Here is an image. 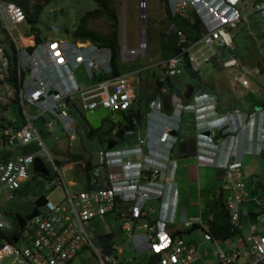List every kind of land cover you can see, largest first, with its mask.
Segmentation results:
<instances>
[{"label":"built area","instance_id":"1","mask_svg":"<svg viewBox=\"0 0 264 264\" xmlns=\"http://www.w3.org/2000/svg\"><path fill=\"white\" fill-rule=\"evenodd\" d=\"M162 1L171 15L178 13L187 17L183 10L189 6L190 22L195 31L189 37L175 23H170L169 30L177 35L176 48L155 62L167 77L181 73L186 64L197 70L202 63L219 54L222 46L231 43L229 29L252 13L259 16V26L264 30V0ZM137 6L142 10L145 1L139 0ZM139 17L142 19L145 14ZM25 18V10L18 1L0 0V25L10 40L8 47L0 43V200L12 199L15 192L20 193L18 189L31 176L28 169L32 168L34 157L41 158L43 152L52 169V177L43 174L48 179L46 185L61 187L64 195L60 202H53L44 195L45 200L36 206V213L26 219L32 229L25 227L26 221L20 227L14 217L12 220L4 218V208L3 213L0 212V259L11 256L8 264H68L80 248L91 246L104 263L107 256L97 252L83 222L109 211L126 218L121 228L129 234L136 254L148 250L155 256L148 264H196L203 260V255L210 256L199 243L184 239L179 233L183 227L201 224L200 218L181 214L178 217L180 226L172 216L178 192L173 179L176 163L171 157V147L176 136L172 131L179 128L180 114L185 110L194 115L197 163L220 168L221 188L227 191L223 203L229 233L214 236L205 227L202 240L213 245L216 264H264V232L257 231L256 223L250 222L242 233L239 221L240 215L245 213L264 226V201L254 198V211L240 209L241 202L247 199V191L237 151L236 125L231 122L237 108L225 110L218 116L214 96L192 93L193 103H189L175 87L168 86L147 98L138 117L137 110H131L136 84L126 72L111 73L108 47L88 40L47 38L35 41L29 32L16 36L12 29ZM25 36H29L28 42L20 40ZM145 48V37L138 40L134 48L121 42L119 56L130 60L144 54ZM80 64L84 72L92 76L85 85L74 76V68ZM164 94L168 97L167 110L162 107ZM10 103L17 105L21 117L18 123L7 116ZM70 105L83 113L103 107L113 115V110L120 109L128 126L113 127L111 131L114 137L117 129L134 131L135 147L124 144L118 150L119 156L126 158L124 165L131 166L135 161L137 167L126 171L122 165L116 174L93 172L87 174L82 187L69 189L61 166L42 142L35 120L40 117L46 128L54 120L58 121L63 132L73 135L75 127L69 113ZM259 113L263 128V110H250L247 119L252 121ZM44 114L50 117L45 118ZM217 135H222V139ZM31 141L38 146L34 151L27 148ZM258 143V151L264 149L262 134ZM19 148L25 150L19 151ZM217 150L222 154L219 159L214 157ZM97 154L99 162L104 164L103 151L98 150ZM32 171L38 172L33 168ZM152 200L155 202L150 203ZM28 203L26 212L33 206L32 199ZM19 239L25 241L23 246L17 245ZM120 250L118 247L116 251Z\"/></svg>","mask_w":264,"mask_h":264},{"label":"rangeland","instance_id":"2","mask_svg":"<svg viewBox=\"0 0 264 264\" xmlns=\"http://www.w3.org/2000/svg\"><path fill=\"white\" fill-rule=\"evenodd\" d=\"M138 1L111 0L117 21L119 48L121 42L128 48H134L142 37H145L146 40L144 54H138L134 59L130 60L122 59L120 56L117 59L119 71L126 72L132 77L134 83L137 80L136 93L138 96L133 101L135 108L137 107L141 111L144 110L145 101L153 95L157 86L156 79L161 80L158 85L159 89H167L168 86H172L182 92L186 83L194 84L199 81L197 87L193 85L194 90L192 93L202 94L216 90L219 92L221 99H227L224 104L228 103L229 105L235 101V105L239 106L255 99L256 101H261L264 107V30L259 26V16L257 14L248 15L245 21H241L236 27L230 28L229 32L232 40L230 45L222 46L220 53L211 57L206 63H202L195 70L196 74L192 75V77L189 76L185 68L178 75L167 77L155 63L159 58L172 53V51L165 50L162 39H165L168 35L164 33H167L172 22L182 29L186 35H190L188 32L195 34L193 28L191 29L193 25H189L192 19V12L187 6L183 10L184 13L188 14L187 17L178 13L171 15L170 12H168V15L165 10L166 5L162 0H143L145 1V7L139 10ZM31 2L40 3L41 10L31 24V29H29L30 24L28 22L18 24L12 29L16 36L18 33L24 34L29 30L35 32L38 29V34L42 37L49 36L50 38H62L66 41H71L72 38L69 32L78 21L80 15L86 10L96 7L94 0H32ZM32 6L31 4V8ZM143 13L145 17L140 19L139 15ZM87 25L102 33L110 31V23L102 15L88 17ZM140 30L144 32L140 33ZM175 40H177L176 34ZM0 43L4 47H8L10 43L1 25ZM162 52L166 54L162 55ZM231 57L233 59L228 61L227 59ZM74 74L82 85L90 81L88 76L85 75L81 64L74 68ZM242 75L244 78H241L243 77ZM237 92L238 94L244 93L246 96L242 95L239 98L238 95H235ZM192 99L193 97L191 96L188 98L189 103H193ZM33 111L35 110H30V112ZM70 114L75 127L73 135L63 132L61 125L55 120L48 128L43 125L40 117L35 120L42 142L50 156L61 166L63 179L68 184L69 189L82 187L86 182L87 174L93 172H98L100 175L107 173L116 174L120 172L122 165L126 171L137 167L135 161L132 162L131 166L124 165L126 158L125 156H119L118 150L124 144H129L131 148L135 147L133 142L136 137L133 130L130 132L124 131L117 137L113 145L107 146L105 137L112 133L110 127L114 123L109 119L110 117H103L98 129L93 134L87 135L86 130L89 124L84 117V113L72 109ZM108 115L110 116L109 113ZM7 116L13 118L16 123L21 120L15 103L9 104ZM193 116L192 112L185 110L181 112L179 128L176 131L177 140L193 134ZM49 117L48 115L45 116V118ZM27 148L29 151H34L38 146L34 141H31ZM174 148L175 146L173 150ZM22 150L24 151L25 149L19 148V151ZM98 150L103 151L104 164L98 160ZM137 157L139 158V156ZM175 157L177 162L175 179L179 188L174 221L182 226V223L178 221L179 213L182 210L185 211L184 215L186 217L206 213L204 212L206 210L205 197L208 199L216 186V169L212 165H203L196 168L193 157ZM40 159L48 169L49 177H52L50 162L44 152ZM241 161V168L245 177L244 187L248 191V199L245 202H241L240 209L253 208L256 206L254 198L264 201V149L258 154H251L249 159L245 157ZM28 170L31 176L25 181L26 189L23 192L20 191L19 194L15 192L12 199L2 198L0 200L5 208L3 217L6 219L12 220L14 210L17 208L21 209L27 204L28 200L34 199L38 194L45 195L53 202H60L64 195L61 187H47L48 179L43 174L32 171L31 166ZM251 176L255 177L257 181L252 180ZM70 181L73 182L69 183ZM258 183L260 184L258 185ZM125 219L121 214L115 215L109 211L84 221L85 228L91 233L94 247L101 256H107V259L104 263L101 262L91 246H83L68 264H145L146 257L143 256L144 253L135 255L130 238L123 233L120 224ZM239 221L241 222L243 233L246 232L249 222L256 223L257 231L264 232V226L253 217L248 219L245 216H241ZM25 227L32 229L29 220L26 221ZM186 228H182L181 237L199 243L200 247L205 248V252L208 250L211 253L209 257H207L208 255H203L205 261L201 260V263L213 262L215 260L214 247L208 241H200L201 227L194 226L188 230ZM24 244L25 241L21 239L17 242L18 246H23ZM118 247L122 249L120 254L116 251ZM126 258H130V260H126ZM10 259L11 256L3 257L0 259V264H8ZM138 260H141V262Z\"/></svg>","mask_w":264,"mask_h":264},{"label":"crops","instance_id":"3","mask_svg":"<svg viewBox=\"0 0 264 264\" xmlns=\"http://www.w3.org/2000/svg\"><path fill=\"white\" fill-rule=\"evenodd\" d=\"M17 1V0H16ZM25 1V3H26V6H27V11H31V4H32V0H24ZM22 5V4H21ZM22 7L24 8V10H25V14H26V8L22 5ZM25 22H28L30 25H29V29H31L32 27H31V23L27 20V16H26V18H25V20H24V22L23 23H25ZM189 25H191V22L189 23ZM193 28V30H194V27H192L191 26V29ZM38 30V29H37ZM30 34H32L33 35V39H34V33L35 32H31L30 30L28 31ZM194 33V32H193ZM188 34H190V35H187V36H193L194 34H192V33H189L188 32ZM192 34V35H191ZM41 36V35H40ZM49 39L50 37L49 36H44V37H42L41 36V39L40 40H46V39ZM52 39H55V38H52ZM56 39H60V40H65V39H62V38H56ZM77 40V39H76ZM66 41V40H65ZM83 41H87V40H80V42H83ZM89 41V40H88ZM232 41V40H231ZM101 56V54H98V56ZM119 58V50H118V54H117V59ZM135 58V57H134ZM133 58V59H134ZM232 58V57H231ZM233 59V58H232ZM110 64V63H109ZM117 68H118V66H117ZM110 70H111V73H112V69H111V66H110ZM118 72H120L119 71V69H118ZM118 72H116V73H118ZM85 73V72H84ZM85 75L86 76H88V79L91 81V75H88V74H86L85 73ZM74 76H75V74H74ZM131 77V76H130ZM132 78V77H131ZM243 78H244V76H243ZM75 79H76V77H75ZM77 80V79H76ZM246 81H247V79H245ZM78 81V80H77ZM89 81V82H90ZM137 81V80H136ZM136 81H135V84H136ZM156 81V80H155ZM134 83V82H133ZM155 87V86H154ZM157 87V86H156ZM155 87V88H156ZM159 88V87H158ZM194 88V87H193ZM155 90V89H154ZM160 90V89H159ZM166 90V89H165ZM193 90L194 89H192V91H191V93H190V95L192 94V92H193ZM165 92V91H164ZM163 91H162V93H164ZM181 94H182V92H180ZM207 96H214L215 98H216V109H217V111L219 112V114H218V116L222 113V112H224L225 110H230V109H233V108H237V114L236 115H234L233 116V118L231 119V122H232V124L234 125H236V131H235V133H237V135H238V146H237V151H238V156H239V160H240V164H241V160H243L245 157H247V159H249V157H250V155L251 154H258V153H260L263 149H260L259 151H258V148H259V143H258V141H259V139H260V136H261V134H262V140L264 141V126H263V128H262V124H261V118H262V116H261V114L259 113V114H256V116L252 119V121H249V119H247V115H248V112L250 111V110H252V109H261V110H263V112H264V107H263V105L261 104V101H258V103H255V99L251 102L250 100L249 101H247V104L245 103V105H243V104H240L239 106H237V105H235V101H233V102H231L229 105H228V103H225L224 104V102L225 101H227V99H221L220 97H219V92H217L216 90H211V92H209V91H207V92H204ZM135 98H134V100L136 99V97L138 96L137 95V93H136V85H135ZM206 95H204V96H206ZM235 95H238V97L240 98L242 95L243 96H246V95H244V93H242V94H238V92L237 93H235ZM237 97V98H238ZM238 98V99H239ZM133 100V101H134ZM240 100V99H239ZM70 108H69V113L71 112V110L72 109H76L77 110V108L76 107H73V106H69ZM131 110H138V112L140 113V115L139 116H141V113H142V111L141 110H139L137 107L135 108V106L133 105L132 106V108H131ZM109 113V112H108ZM108 113H107V115H105V116H107V117H110L109 119H111L114 123H112V126L110 127L111 129L113 128V127H117V128H120V127H122V129H123V127H125V126H128V123H125V124H123V123H121V122H119V120H113V115H111L110 113V116L108 115ZM264 114V113H263ZM45 116H47V114H44ZM71 115V114H70ZM105 116H103V117H105ZM112 116V117H111ZM138 116V117H139ZM102 117V118H103ZM126 118V117H125ZM142 119V121H143V118H141ZM141 119H140V125H142L141 124ZM57 123H59L58 121H57ZM139 125V128H140V130H141V126ZM193 129H194V122H193ZM195 130V129H194ZM111 131V130H110ZM119 131H120V129H117V131H116V135L117 136H115L114 137V135L112 136V135H107L106 137H105V139H106V141H107V144H108V142L110 141V140H112L113 141V144H114V142L116 141V139H117V137L119 136V135H121L122 133H119ZM177 131V130H176ZM175 131V133H173V134H175V136H176V140L174 141V143L172 144V147H171V157L175 160V163H176V165H175V168H174V177H173V179L175 180V182H176V186H177V181H176V179H175V175H176V171H175V169H176V167H177V162H176V157L175 156H180V157H193L194 158V161H195V166H196V168L198 167V166H203V165H212L215 169H216V171H215V179H216V186H215V188H217V189H219L220 188V190H221V192H222V195H221V197H222V201H223V197H224V195L226 194V190H224V189H222L221 188V180H220V173H221V170H220V168H218V167H216L215 165H213V164H202V163H197V159H196V151H195V141H194V132H193V134L192 135H188V136H186V137H184V138H180L179 140H177V132ZM86 134L87 135H91V134H88V130H86ZM112 136V137H111ZM109 137V138H108ZM217 137H219L220 139H222V135L220 136V135H217ZM114 139V140H113ZM112 144V145H113ZM175 146V148H174V150H173V147ZM221 156H222V154H221V152H220V150H217L216 151V153L214 154V157H216V158H221ZM203 158L205 159L206 157L205 156H203ZM241 171H242V168H241ZM242 175H243V172H242ZM244 177V176H243ZM252 178V180H254V181H257V180H255L256 178L255 177H253V176H251ZM244 179H245V177H244ZM195 182V181H194ZM260 183H258V185H259ZM254 188H255V186H253ZM177 188H179L178 186H177ZM214 188V189H215ZM247 191V190H246ZM252 191H253V188H252ZM19 194V193H18ZM247 195H248V191H247ZM210 198V197H209ZM251 198V197H250ZM207 198L205 197V200H206ZM248 199V198H247ZM260 200V199H259ZM246 200H244V202H245ZM249 201H251L250 199H249ZM150 203H154L155 202V200H152V201H149ZM255 202V201H254ZM28 203V202H27ZM176 205H177V200H176ZM176 205H175V207H174V210H173V212H172V216H173V219L175 218L174 217V213H175V209H176ZM205 211L204 212H206V213H204V214H199V215H194V216H198L199 218H200V220H201V224H194L193 226H190V227H194V226H200L201 227V233H202V229H204L205 227L207 228V226L209 225L208 223H210V221H211V219H212V212L209 210V209H207V203L205 202ZM223 206H224V203H223ZM28 208V207H27ZM249 208V207H248ZM245 208V209H241V210H249V209H253V210H249V211H254L255 210V208H256V206H254L253 208ZM224 209L226 210V208H225V206H224ZM27 210V209H26ZM14 211H18V210H14ZM14 213V212H13ZM115 215H119V214H117L115 211L113 212ZM185 213V211L184 210H182L180 213H179V215H181V214H184ZM104 214V213H103ZM103 214H100V215H103ZM241 216H245V217H247L248 219H250V218H252L253 216L251 215V216H249L248 214H245V213H243V214H241L240 215V217ZM179 217V216H178ZM240 217H239V219H240ZM254 218V217H253ZM91 219V218H90ZM226 222H227V224H226V226H227V228L226 229H224V230H222L221 231V233L219 234V235H214L213 233V235L214 236H224V235H226L227 233H229V230H228V226H229V224H228V217H227V210H226ZM250 223V222H249ZM120 226H121V224H120ZM248 226V225H247ZM247 228V227H246ZM208 230V229H207ZM241 232H242V225H241ZM123 233L126 235V236H128L129 238H130V236H129V234L126 232V231H124L123 230ZM243 233V232H242ZM188 240H191V239H188ZM191 241H193V240H191ZM200 241H204V240H202V236H201V240ZM193 242H195V241H193ZM208 242H210V241H208ZM130 243H131V239H130ZM196 243V242H195ZM211 243V242H210ZM131 246H132V244H131ZM200 246V245H199ZM120 249H121V247H119ZM201 248H203V247H201ZM81 249V248H80ZM203 249H205V248H203ZM132 250H133V252H134V249H133V247H132ZM79 251V250H78ZM77 251V252H78ZM76 252V253H77ZM98 252V251H97ZM122 252V249L120 250V252H118L119 254ZM75 253V254H76ZM96 253V252H95ZM99 253V252H98ZM135 253V252H134ZM142 253H144V255L143 256H145L146 257V260H145V264H148L155 256L154 255H152L148 250H146V251H143V252H140V253H135V255H138V254H142ZM74 254V255H75ZM97 254V253H96ZM210 256H211V254H210ZM207 257H209V256H207ZM125 259V258H124ZM71 260V259H70ZM69 260V261H70ZM126 260H130V258H126ZM203 260L205 261V258H203ZM101 261V260H100ZM138 261H140L141 262V260H138ZM201 261H199V262H197L196 264H199ZM207 264H216L215 263V260L213 261V262H208Z\"/></svg>","mask_w":264,"mask_h":264},{"label":"trees","instance_id":"4","mask_svg":"<svg viewBox=\"0 0 264 264\" xmlns=\"http://www.w3.org/2000/svg\"><path fill=\"white\" fill-rule=\"evenodd\" d=\"M20 4H22L26 8V16L27 20L32 24L34 20L37 18L41 6L40 3H32V9L31 11H27V6L24 0H17ZM47 1V0H46ZM96 3V7L90 10H86L84 13H82L78 19V21L73 25L71 31L69 32L70 37L72 40H89L90 42H93L97 45H103L105 47H108L110 51V66L112 69V73L118 72L117 68V54H118V36H117V21L115 18V13L113 10V7L111 5V0H94ZM165 10L167 14L169 15V11L167 6H165ZM102 15L104 16L110 23V31L107 33H102L92 27H89L87 25V18L88 17H96ZM164 33V32H161ZM168 36L165 39H162L163 45L165 47V50L173 51L176 48L175 44V32L168 31ZM41 39V36L38 34V30L34 33V40L39 41ZM166 52V51H165ZM162 55H165L166 53L162 52ZM185 70L189 74L190 77L192 75L196 74L195 70H192L187 64L185 65ZM168 79V78H167ZM159 82H161L160 79H156L157 87L154 90L155 92H160L158 85ZM199 84V81H196L193 85L197 87ZM177 89V88H175ZM178 92H180L177 89ZM153 93V94H154ZM184 101H187V98H184ZM255 103H258V101L255 100ZM137 116L140 115L138 110L135 112ZM26 189L25 183L21 186L19 191H24ZM210 198L206 199L205 202L207 203V209H209L212 212V219L209 225L207 226V229L213 233L214 235H219L222 230L226 229L227 222H226V210L223 206L222 201V192L219 189L215 188L213 189ZM190 227H187L186 230H188ZM177 230L176 232H178ZM182 230H180L179 233H181Z\"/></svg>","mask_w":264,"mask_h":264},{"label":"water","instance_id":"5","mask_svg":"<svg viewBox=\"0 0 264 264\" xmlns=\"http://www.w3.org/2000/svg\"><path fill=\"white\" fill-rule=\"evenodd\" d=\"M192 89H193V84L190 82L186 83L184 86V90L182 91L183 97L184 98L189 97ZM161 99H162L163 109L167 110L169 108L167 95L164 94L161 97ZM107 113L108 112L106 111L105 108L99 107V108L94 109V110H86L84 112V117L91 127H97L100 124L102 117L107 115ZM112 113L114 115L113 120H119V122H121L123 124L128 123V120L124 117V115L120 109H115L112 111ZM119 133H122V130H120ZM172 133H175V131H172ZM88 134H90V130H88ZM112 144H113V141L110 140L108 142L107 146H111ZM32 168L35 169L36 171H38L39 173L44 174V175H46L48 173L46 167L44 166V164L42 163L41 159L38 156L34 157ZM44 200H45L44 195L38 194L34 199H32L33 206L29 212L22 214L19 211H14L13 217H14L16 223L21 227L25 223L26 219H28L29 217H31L32 215H34L36 213V211H37L36 206L43 203ZM3 211H4L3 205H0V212L3 213ZM1 240L4 241L5 239L3 238ZM13 240H14V238H13Z\"/></svg>","mask_w":264,"mask_h":264},{"label":"flooded vegetation","instance_id":"6","mask_svg":"<svg viewBox=\"0 0 264 264\" xmlns=\"http://www.w3.org/2000/svg\"><path fill=\"white\" fill-rule=\"evenodd\" d=\"M101 122V121H100ZM99 125L97 127H91L90 125H88V129L87 130H90V134H93L97 129H98ZM115 133H111L110 135H114ZM29 206V203L25 204L21 209H15V210H18L19 212H21L22 214L26 213V209L27 207Z\"/></svg>","mask_w":264,"mask_h":264},{"label":"bare ground","instance_id":"7","mask_svg":"<svg viewBox=\"0 0 264 264\" xmlns=\"http://www.w3.org/2000/svg\"><path fill=\"white\" fill-rule=\"evenodd\" d=\"M20 40H22V41H24V42H28L30 39H29V36H25V37H23V38L21 37ZM79 42H80V41H79ZM78 44H82V43H78ZM229 60H232V58H229L228 61H229Z\"/></svg>","mask_w":264,"mask_h":264},{"label":"clouds","instance_id":"8","mask_svg":"<svg viewBox=\"0 0 264 264\" xmlns=\"http://www.w3.org/2000/svg\"><path fill=\"white\" fill-rule=\"evenodd\" d=\"M182 96H183V95H182ZM190 96H191V95H189V97H190ZM203 96H204V95H203ZM189 97H187V101H188V98H189Z\"/></svg>","mask_w":264,"mask_h":264}]
</instances>
